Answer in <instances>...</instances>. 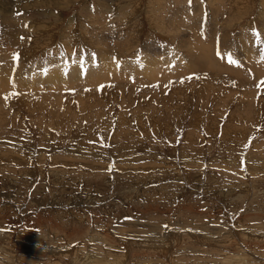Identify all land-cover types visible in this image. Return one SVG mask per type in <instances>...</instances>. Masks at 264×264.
<instances>
[{
    "label": "rangeland",
    "instance_id": "obj_1",
    "mask_svg": "<svg viewBox=\"0 0 264 264\" xmlns=\"http://www.w3.org/2000/svg\"><path fill=\"white\" fill-rule=\"evenodd\" d=\"M0 7V264H264V0Z\"/></svg>",
    "mask_w": 264,
    "mask_h": 264
},
{
    "label": "bare ground",
    "instance_id": "obj_2",
    "mask_svg": "<svg viewBox=\"0 0 264 264\" xmlns=\"http://www.w3.org/2000/svg\"><path fill=\"white\" fill-rule=\"evenodd\" d=\"M2 4V3H1ZM216 6V5H215ZM236 7V6H235ZM1 8V7H0ZM216 8H217V6H216ZM239 8V7H238ZM3 9V8H2ZM231 9V8H230ZM234 9H236V8H234ZM237 10V9H236ZM216 12V11H215ZM232 13L231 14H233V12L234 11H231ZM177 13V12H176ZM230 13V12H229ZM242 14V13H241ZM263 14V13H262ZM260 15V14H259ZM234 16V15H233ZM238 16H239V14H238ZM231 17V16H230ZM235 17V16H234ZM226 18V17H225ZM175 19V18H174ZM171 20V19H170ZM220 20V19H219ZM225 20V19H224ZM230 20V19H229ZM9 21V20H8ZM175 21V20H174ZM177 21V20H176ZM223 21V20H222ZM230 21H233V19L232 20H230ZM155 22V21H154ZM225 22V21H224ZM228 22V21H227ZM227 22H225V25L227 26L229 23H227ZM2 23V26H3V28H5V33L8 35L11 31H12V27H11V25L7 22V21H5L4 22V20L1 22ZM158 23V22H157ZM160 23V22H159ZM191 23H193V22H191ZM15 24V23H14ZM232 24V23H231ZM13 25V24H12ZM164 25V24H163ZM197 25H198V23H197ZM14 26V25H13ZM17 27V26H16ZM192 27V26H191ZM198 27V26H197ZM212 27V26H211ZM156 28V27H155ZM16 29V28H15ZM168 29V28H167ZM169 31V30H168ZM193 31V30H192ZM177 32V31H176ZM196 32H197V30H196ZM14 33V32H13ZM195 33V32H194ZM203 33V32H202ZM201 33V34H202ZM200 33H199V35H201ZM5 35V34H4ZM11 35V34H10ZM207 35V34H206ZM213 36H215V35H213ZM10 37V36H9ZM189 37V36H188ZM191 37H193L194 38V36H191ZM191 37H189V38H191ZM197 37V36H196ZM195 37V38H196ZM203 37H204V35H203ZM206 38H208L207 36H205ZM189 38L187 39V40H189ZM197 38H199V36L197 37ZM103 39V38H102ZM211 38H209L208 40L209 41H211L210 40ZM213 39V38H212ZM222 39V38H221ZM224 39V38H223ZM194 40V39H193ZM193 40H192V42H193ZM198 41H200L199 39H197ZM215 40V39H214ZM102 41V40H101ZM190 41H191V39H190ZM209 41H206V42H209ZM213 41V40H212ZM247 41V40H246ZM185 42V41H184ZM188 42V41H187ZM195 42L196 41H194L193 43H194V45H195ZM200 42H203V40L201 39V41ZM190 43L191 42H188V45L189 46H191V47H194V45H193V43H191L192 45H190ZM214 43V42H213ZM127 44V43H126ZM208 44V43H207ZM206 45V44H205ZM213 45V44H212ZM215 45V44H214ZM213 45V46H214ZM103 47V46H102ZM186 47H187V45H186ZM209 47H212L211 45H209ZM208 47V48H209ZM104 48H105V45H104ZM169 48V47H168ZM181 48V47H180ZM214 48H216L215 46L213 47V49ZM98 49V51H99V53H100V55H101V52H103L102 51V49L100 48H97ZM129 49V48H128ZM127 49V50H128ZM189 49V48H188ZM194 49H195V55H196V58H197V60L199 61V59L200 58H202L201 60H203V59H205V57L207 58V56H208V58L210 57V58H212V61H211V59H210V63L212 64V66H214L215 67V69H217V70H214L212 67V69L211 68H207V70H204V69H201V71H199V72H201L202 74H204L208 79H214V78H218L220 75H223V76H225V75H227V76H225V77H223L224 79H222L223 81H227L226 83H235L236 85H237V87H239V88H251V87H253V86H257V82H256V80L258 79L259 80V82H260V78L261 79H264V69L263 70H261L262 68H264L263 66V64H261V65H263V66H260V63H258V60H259V58H257V57H259L258 55H256V56H248V58H246L247 60L249 59L250 61H252V62H250V63H246V64H248V66H244V64H243V66H237V64H235V63H231V62H229V57L227 58V57H225L224 55L222 56L221 55V57L224 59H221V57L220 58H218V56H217V53H216V56H217V58H216V56H213L215 53L213 52L214 50H211L212 51V53H210V51H208V49L207 48H205V49H203L202 47H201V44H199V42H198V44H197V42H196V45H195V47H194ZM194 49H192L193 51H194ZM207 49V50H206ZM210 49V48H209ZM218 49V48H217ZM158 50V49H157ZM218 50H220V49H218ZM250 50V49H249ZM254 50V49H253ZM121 51V50H120ZM188 51V50H187ZM192 52V51H191ZM215 52H216V50H215ZM107 53V52H106ZM194 53V52H193ZM214 53V54H213ZM244 53V52H243ZM213 54V55H212ZM229 54V53H228ZM108 55V54H107ZM204 55H206V56H204ZM212 55V56H211ZM227 55V54H226ZM234 55V54H233ZM102 56V55H101ZM160 56V55H159ZM247 55H245V57H246ZM167 57V56H166ZM188 57H195V56H193V54H192V56H188ZM225 57V58H224ZM241 57H243V56H241ZM244 57V58H245ZM108 58V57H107ZM107 58H105V59H107ZM184 58V57H183ZM235 58V57H234ZM244 58H242V59H244ZM1 59V58H0ZM100 59V58H99ZM104 59V58H103ZM110 59V58H109ZM192 59V58H191ZM228 59V60H227ZM2 60H4V58H2ZM89 60V59H88ZM172 60V59H171ZM196 60V61H197ZM235 60V59H234ZM59 60L58 59H53L52 61H51V63H53V62H58ZM105 61V60H104ZM159 61V60H158ZM197 61V62H198ZM208 61V60H207ZM244 61V60H243ZM246 61V60H245ZM182 62V61H181ZM195 62V61H194ZM106 63V62H105ZM108 63V62H107ZM240 63V62H239ZM245 63V62H244ZM109 64H111V62H109ZM138 64V63H137ZM162 64V63H161ZM169 64V63H168ZM171 64V63H170ZM183 64V63H182ZM181 64V65H182ZM191 64V63H190ZM194 64V63H193ZM198 64H200V65H202V62L200 63V62H198ZM203 64H204V62H203ZM240 64H242V60H241V63ZM19 65V64H18ZM117 65V64H116ZM156 65V64H155ZM184 65V64H183ZM206 65H208V64H206ZM10 66V65H9ZM8 66V67H9ZM111 66H112V64H111ZM127 66V65H126ZM135 67H136V65H134ZM170 66V65H169ZM195 66V65H194ZM198 67H199V65H197ZM196 66V67H197ZM11 67V66H10ZM9 67V68H10ZM80 67V66H79ZM78 67V69H80ZM122 67V66H121ZM139 67V66H138ZM161 67V66H160ZM159 67V68H160ZM198 67H197V69H198ZM208 67H210V65L208 66ZM89 68V67H88ZM87 67H86V69H88ZM125 68V67H124ZM128 68V67H127ZM162 68V67H161ZM175 68V67H174ZM178 68V67H177ZM200 68H202L201 66H200ZM82 69H83V67H82ZM91 69L93 70V72H94V69H95V67H94V69L91 67ZM196 69V70H197ZM208 69H211V70H208ZM75 70V69H74ZM81 70V69H80ZM79 70V71H80ZM85 70V69H84ZM91 70V71H92ZM129 70V69H128ZM164 70V69H163ZM177 70H179V69H177ZM177 70H175V71H177ZM76 71V70H75ZM74 71V72H75ZM87 71V70H86ZM89 71V70H88ZM109 71H111V70H109ZM218 71V72H217ZM249 71L251 72V74L252 75H257V79H255V77H254V79L255 80H253L252 82L251 81H249L248 80V78L246 77V75H247V73L249 74ZM21 72V71H20ZM84 72V71H83ZM148 72V71H147ZM246 73V75L244 76L243 75V73ZM16 73V72H15ZM80 73V72H79ZM97 73V72H96ZM100 73V72H99ZM17 74H19V72H17ZM75 74V73H74ZM179 74H181L180 72H179ZM185 74V73H184ZM196 74H198V73H196ZM196 74H195V76H196ZM95 75H97V74H95ZM94 75V76H95ZM149 75V74H148ZM158 75V74H157ZM165 75V74H164ZM199 75V74H198ZM13 76V75H12ZM75 76V75H74ZM87 76H89V75H87ZM91 76V75H90ZM89 76V77H90ZM121 76V75H120ZM147 76V75H146ZM166 76V75H165ZM182 76H183V74H182ZM181 76V77H182ZM185 76V75H184ZM244 76V77H243ZM1 77V80H0V82L2 81V82H5L6 81V83L9 81V78L8 77H6V79L3 77V76H0ZM64 77V76H63ZM77 77H78V75H77ZM80 77V76H79ZM260 77V78H259ZM14 78V77H13ZM21 78V77H20ZM19 78V79H20ZM73 78H75V77H73ZM73 78L71 79V80H73ZM226 78V79H225ZM18 79V78H17ZM42 79V78H41ZM55 79V78H54ZM76 79V78H75ZM74 79V80H75ZM117 79V78H116ZM215 79V80H216ZM218 79H220V78H218ZM78 80V79H77ZM125 80V79H124ZM134 80V79H133ZM204 80V79H203ZM79 81V80H78ZM164 81V80H163ZM205 81V80H204ZM220 82V81H219ZM258 82V83H259ZM162 83V82H161ZM184 84V83H183ZM80 85H82V84H80ZM235 85V86H236ZM40 86V85H39ZM222 86V85H221ZM33 88V87H32ZM205 87L203 86V89H204ZM210 88V87H209ZM220 88V87H219ZM257 88V87H256ZM255 88V89H256ZM29 89V88H28ZM222 89V88H221ZM227 89V88H226ZM238 89V88H237ZM78 90V89H77ZM174 90V89H173ZM165 91V90H164ZM249 91V90H248ZM261 91V90H260ZM79 92V91H78ZM96 92V91H95ZM123 92V91H122ZM27 93V92H26ZM76 95V94H75ZM103 95V94H102ZM42 96V95H41ZM79 96V95H78ZM93 96V95H92ZM25 97V96H24ZM46 97V96H45ZM262 98H264V97H262ZM20 101H21V103H24L25 101H26V99L25 98H23V97H20ZM45 99V98H44ZM154 99V98H153ZM40 101V100H39ZM45 101V100H44ZM252 101V100H251ZM29 102V101H28ZM46 102V101H45ZM237 105L239 106V107H241L242 105H243V103L242 102H238L237 101ZM42 105V104H41ZM247 105H249V104H247ZM43 106V105H42ZM45 106V105H44ZM247 107V106H246ZM1 108V107H0ZM238 110V109H237ZM50 111L51 112H54V110L52 109V108H50ZM241 112V111H240ZM239 112V113H240ZM238 112H236V114H237ZM239 113H238V115H239ZM197 114H199V113H197ZM237 115V116H238ZM241 115V114H240ZM237 116H235V118H237ZM243 117V116H242ZM246 117V116H245ZM247 118V117H246ZM245 118V119H246ZM238 119V118H237ZM240 120V119H239ZM238 120V121H239ZM237 121V120H236ZM122 122V121H121ZM198 122V121H197ZM212 122V121H211ZM240 122V121H239ZM245 122H247V121H245ZM120 123V122H119ZM213 123H215V122H213ZM234 123V122H233ZM243 123V122H242ZM121 124V123H120ZM119 124V125H120ZM125 124V123H124ZM155 124V123H154ZM238 125V124H237ZM242 125V124H241ZM87 126V125H86ZM64 130V129H63ZM124 132V131H123ZM208 132H209V130H208ZM214 132V131H213ZM124 135V134H123ZM58 155V154H57ZM57 157V156H56ZM56 157H54L53 156V158L54 159H56ZM59 158L60 157H62V156H58ZM53 160V159H52ZM58 161H60V160H58ZM63 161V160H62ZM77 162V161H76ZM62 164V163H61ZM64 164V163H63ZM69 166V165H68ZM141 243V242H140ZM150 243V242H149ZM81 252V251H80ZM233 257H229V262H227V263H230V262H232L233 264H242L243 263V257H241V256H237L236 255V257H234V258H236V260H233L232 259ZM236 262V263H235ZM176 264V263H175Z\"/></svg>",
    "mask_w": 264,
    "mask_h": 264
},
{
    "label": "snow or ice",
    "instance_id": "obj_3",
    "mask_svg": "<svg viewBox=\"0 0 264 264\" xmlns=\"http://www.w3.org/2000/svg\"><path fill=\"white\" fill-rule=\"evenodd\" d=\"M189 3H191V0H189ZM16 15H22V13L21 12H17L16 13ZM24 27H27V24H25V25H23ZM253 32L254 33H256V29L254 28L253 29ZM257 35H258V33H256ZM21 39H24V37H21ZM219 54V53H218ZM94 55V54H93ZM262 58H264V57H262ZM14 59H19V54L18 53H16V54H14ZM229 62H231V63H235V64H237V66H239V61H236V60H234V59H232V56H231V54H229ZM257 87H264V79H262L260 82H259V84L257 85ZM126 219H130V218H126ZM165 228H167L168 226L167 225H165L164 226Z\"/></svg>",
    "mask_w": 264,
    "mask_h": 264
}]
</instances>
